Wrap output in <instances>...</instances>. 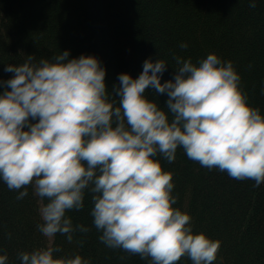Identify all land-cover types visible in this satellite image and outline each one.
<instances>
[{
	"label": "clouds",
	"instance_id": "9594fccd",
	"mask_svg": "<svg viewBox=\"0 0 264 264\" xmlns=\"http://www.w3.org/2000/svg\"><path fill=\"white\" fill-rule=\"evenodd\" d=\"M248 5L255 8L257 0ZM172 57L174 78L161 82L169 63L147 57L136 77L118 73L111 90L93 54L69 58L65 49L5 64L13 75L0 80V180L18 190L17 199L31 185L43 221L37 228L47 237L46 246L18 250L20 264H90L78 252L54 256L57 233L71 242L75 232L89 231L66 214L84 207L86 192L107 247L147 264L216 260L221 241L193 231L191 215L175 206L172 172L155 157L174 161L179 147L201 166L257 187L264 183V114L248 103L232 60L215 52L195 62ZM148 89L167 94L163 107L145 95ZM8 259L0 253V264Z\"/></svg>",
	"mask_w": 264,
	"mask_h": 264
},
{
	"label": "trees",
	"instance_id": "16d2710c",
	"mask_svg": "<svg viewBox=\"0 0 264 264\" xmlns=\"http://www.w3.org/2000/svg\"><path fill=\"white\" fill-rule=\"evenodd\" d=\"M181 41L188 47L180 48ZM65 49L69 58L81 53L98 57L110 90L119 84L118 73L136 77L147 57L169 63L163 82L174 78L173 52L193 62L215 52L233 61L248 103L264 114V0H257L255 8L248 0H0V80L13 75L4 71L7 63H21L30 53L51 58ZM145 95L165 105L166 93L148 89ZM155 158L172 172L175 206L191 215L193 231L221 241L212 264H264V183L253 187L252 179L210 170L179 147L174 161L160 154ZM28 188V194L17 199L18 190L0 180V253H8V264H20V249L47 245L37 228L43 222L38 197L31 185ZM91 207L86 192L82 209L67 210L74 225L84 224L89 231L75 232L71 242L57 233L54 243L60 251L54 256L78 252L90 264H147L138 254L109 248L98 239ZM176 264L191 260L182 256Z\"/></svg>",
	"mask_w": 264,
	"mask_h": 264
}]
</instances>
